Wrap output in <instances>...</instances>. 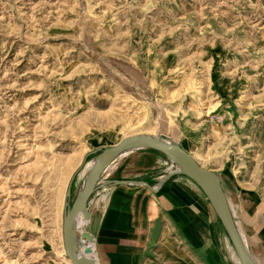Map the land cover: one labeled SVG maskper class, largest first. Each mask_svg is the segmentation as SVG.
I'll return each instance as SVG.
<instances>
[{
    "label": "rangeland",
    "instance_id": "obj_1",
    "mask_svg": "<svg viewBox=\"0 0 264 264\" xmlns=\"http://www.w3.org/2000/svg\"><path fill=\"white\" fill-rule=\"evenodd\" d=\"M136 135L264 200V0H0V264H69L66 201Z\"/></svg>",
    "mask_w": 264,
    "mask_h": 264
},
{
    "label": "crops",
    "instance_id": "obj_2",
    "mask_svg": "<svg viewBox=\"0 0 264 264\" xmlns=\"http://www.w3.org/2000/svg\"><path fill=\"white\" fill-rule=\"evenodd\" d=\"M255 146L261 149V140ZM207 169L221 178L252 261L264 264L261 186L244 169ZM87 212L84 230L93 237L97 264H240L205 194L158 151L133 149L111 163L88 201Z\"/></svg>",
    "mask_w": 264,
    "mask_h": 264
},
{
    "label": "water",
    "instance_id": "obj_3",
    "mask_svg": "<svg viewBox=\"0 0 264 264\" xmlns=\"http://www.w3.org/2000/svg\"><path fill=\"white\" fill-rule=\"evenodd\" d=\"M152 149L166 155L180 171L188 176L205 194L222 226L224 227L240 264H255L240 236L233 218L227 196L221 184V178L215 172L203 168L197 160L178 145H170L161 137L136 135L122 139L116 145L95 150L96 165L92 166L85 183L73 200L66 201L62 223V238L66 257L72 264H97L93 258V237L87 233L79 236L87 222V204L100 180L102 173L122 154L133 149ZM91 153V154H92ZM89 154L85 156V164ZM94 162V163H95ZM79 168L69 180L66 199L71 197L73 183L80 172ZM83 219L84 223H80Z\"/></svg>",
    "mask_w": 264,
    "mask_h": 264
},
{
    "label": "bare ground",
    "instance_id": "obj_4",
    "mask_svg": "<svg viewBox=\"0 0 264 264\" xmlns=\"http://www.w3.org/2000/svg\"><path fill=\"white\" fill-rule=\"evenodd\" d=\"M185 122V121H184ZM166 126V125H165ZM169 127H170V125H169ZM170 133H171V131H169ZM180 133V132H179ZM177 134V133H176ZM188 139V138H187ZM166 143H168V144H170V145H176V140L173 138V137H169V138H167V139H163ZM96 163L97 162H93V164L91 165V163L90 164H87V167H92V166H94V165H96ZM201 165V164H200ZM202 166V165H201ZM203 167V166H202ZM90 170V169H89ZM81 220V219H80ZM85 224V223H84ZM62 232V231H61ZM63 234V233H62ZM79 234V236L81 235V236H83V237H85L86 236V234H87V232H86V230H83L81 233H78ZM62 242H63V238H62ZM89 246H91L92 247V245H89ZM63 249H64V245H63ZM92 249H93V247H92ZM64 251V250H63ZM94 251V250H93ZM65 252V251H64ZM66 255V254H65ZM94 256V255H93ZM95 258V257H94ZM66 261L69 263V264H72L71 263V261L66 257Z\"/></svg>",
    "mask_w": 264,
    "mask_h": 264
}]
</instances>
